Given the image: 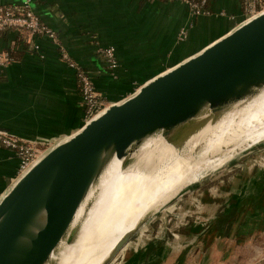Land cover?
<instances>
[{"label": "crops", "instance_id": "0c3cea01", "mask_svg": "<svg viewBox=\"0 0 264 264\" xmlns=\"http://www.w3.org/2000/svg\"><path fill=\"white\" fill-rule=\"evenodd\" d=\"M31 4L55 30L56 39L42 34L29 41L26 33L13 28L0 33V49H9L15 57L0 67V127L35 139L40 146L64 138L84 123L75 71L61 58L60 45L91 75L109 104L244 17L241 0H209V13L194 16L181 0H31ZM182 28L186 34L179 39ZM35 42L38 49L32 46ZM99 45L114 46L116 76L97 54ZM18 165L15 151L0 145V196L16 180ZM248 174L218 175L212 186L205 181L193 184L188 190L202 205L200 217L178 235H160L134 246L118 255L114 264H239V259L241 264H264V242L255 245L250 239L254 229L264 227V172ZM184 219L175 226H184ZM243 231L250 232L245 239L239 236ZM245 240H251V255H237Z\"/></svg>", "mask_w": 264, "mask_h": 264}, {"label": "water", "instance_id": "95a60500", "mask_svg": "<svg viewBox=\"0 0 264 264\" xmlns=\"http://www.w3.org/2000/svg\"><path fill=\"white\" fill-rule=\"evenodd\" d=\"M262 83L264 10L149 77L46 149L0 196V264H43L113 154L123 155L157 130L174 140L204 106L219 108ZM153 214L119 239L102 264Z\"/></svg>", "mask_w": 264, "mask_h": 264}, {"label": "bare ground", "instance_id": "6f19581e", "mask_svg": "<svg viewBox=\"0 0 264 264\" xmlns=\"http://www.w3.org/2000/svg\"><path fill=\"white\" fill-rule=\"evenodd\" d=\"M263 139L264 83L219 108L204 106L174 140L160 130L146 135L106 162L43 264H102L143 217L248 143Z\"/></svg>", "mask_w": 264, "mask_h": 264}, {"label": "built area", "instance_id": "2783aa9c", "mask_svg": "<svg viewBox=\"0 0 264 264\" xmlns=\"http://www.w3.org/2000/svg\"><path fill=\"white\" fill-rule=\"evenodd\" d=\"M187 4L191 15H199L209 13L207 6L209 0H181ZM241 7L244 14L243 19H247L260 11L264 10V0H241ZM242 19V20H243ZM13 28L18 33H26L28 39L34 35H47L51 39H56L55 30L45 24L34 11L31 0H21L19 4H0V33ZM186 28H182L178 33V38L183 39ZM34 49H38V44L35 42ZM97 54L101 55L107 63L111 74L116 76V68L118 60L115 55V49L112 45L96 48ZM61 58L74 69L77 81V87L81 95L83 104V119L84 122L95 114L102 111L108 103L98 89H96L94 80L91 75L83 69L78 62L72 58L65 46L60 45ZM14 57L9 49H0V67L10 64ZM135 85L134 90L140 85ZM133 90V91H134ZM0 145L13 149L19 158L17 177L24 173L40 156V145L35 139H26L16 133L0 127Z\"/></svg>", "mask_w": 264, "mask_h": 264}, {"label": "rangeland", "instance_id": "374dc122", "mask_svg": "<svg viewBox=\"0 0 264 264\" xmlns=\"http://www.w3.org/2000/svg\"><path fill=\"white\" fill-rule=\"evenodd\" d=\"M63 138V137H62ZM61 138V139H62ZM60 139H54L50 143H46L44 146H40L39 156L50 146L55 144ZM210 168V167H208ZM239 171L240 173H246L249 171V177L254 172H264V139L257 143L255 142L248 143L244 148H241L240 151L235 153L231 158L226 161L221 162L215 169L210 170L205 176L201 177L198 181H205L207 182L208 186H212L217 179L218 175L220 178H226L234 174L235 172ZM204 172L199 174V176L203 175ZM198 176V177H199ZM198 181L192 182L184 187L176 196H174L170 201H168L165 205H163L149 220L144 222L140 228L133 233V235L128 240L126 246H124L120 251H118L113 259L108 264H114L118 258V255H123L129 249H132L134 246L138 248L140 244L149 240V239H159L160 235L166 238V236L171 238L172 236L178 235L177 232L185 231L188 229L187 226L193 223V219H197L199 215L200 202L196 197H194L193 193H190L188 188H190L193 184L197 183ZM212 189V188H211ZM160 207V206H159ZM186 209H189L187 211ZM157 210V209H156ZM141 217V216H138ZM136 217L132 222L138 218ZM186 218V219H184ZM143 219H145L143 217ZM141 218V220H143ZM180 219L186 220L184 226H175L179 223ZM130 224V225H131ZM129 225V226H130ZM128 226V227H129ZM252 233L253 242L255 245H259L260 243L264 242V227L256 228ZM250 232L245 233V231L239 233L240 238H244ZM248 239V238H247ZM246 239V240H247ZM239 243L238 254L237 255H251L249 254V246L250 241ZM264 244V243H263ZM252 245V244H250ZM224 245H221V247ZM253 250V249H251ZM239 264L240 259H239Z\"/></svg>", "mask_w": 264, "mask_h": 264}, {"label": "trees", "instance_id": "16d2710c", "mask_svg": "<svg viewBox=\"0 0 264 264\" xmlns=\"http://www.w3.org/2000/svg\"><path fill=\"white\" fill-rule=\"evenodd\" d=\"M207 6H208V4H207ZM11 55H12V53H11ZM13 57H14V55H12ZM15 58V57H14Z\"/></svg>", "mask_w": 264, "mask_h": 264}]
</instances>
